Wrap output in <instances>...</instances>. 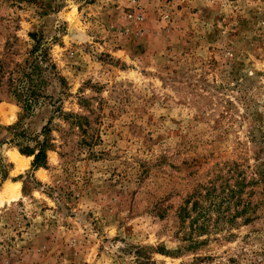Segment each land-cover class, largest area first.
Listing matches in <instances>:
<instances>
[{
    "label": "rangeland",
    "instance_id": "374dc122",
    "mask_svg": "<svg viewBox=\"0 0 264 264\" xmlns=\"http://www.w3.org/2000/svg\"><path fill=\"white\" fill-rule=\"evenodd\" d=\"M0 264H264V0H0Z\"/></svg>",
    "mask_w": 264,
    "mask_h": 264
},
{
    "label": "trees",
    "instance_id": "16d2710c",
    "mask_svg": "<svg viewBox=\"0 0 264 264\" xmlns=\"http://www.w3.org/2000/svg\"><path fill=\"white\" fill-rule=\"evenodd\" d=\"M32 81L29 80V84L31 85ZM29 90V94L33 95V90L30 89V87L27 89ZM28 98H25L23 100V109L25 111V113H28L30 111V106L32 105V102H30L29 100H27ZM20 123L17 124V126H19ZM16 126V127H17ZM46 130L44 129L43 130V133L45 132ZM44 147H46V142H42L39 144V147L36 149V150H33V149H30L28 147H24V148H19V152L23 155H27V156H33V161H32V164H31V167L32 169H37V168H40V167H43L45 165V152H44ZM5 167V165H4ZM4 180L5 176L2 177ZM196 204H194L195 206ZM184 211V215H186L188 212H186V210H183ZM197 216H200V215H197Z\"/></svg>",
    "mask_w": 264,
    "mask_h": 264
},
{
    "label": "bare ground",
    "instance_id": "6f19581e",
    "mask_svg": "<svg viewBox=\"0 0 264 264\" xmlns=\"http://www.w3.org/2000/svg\"><path fill=\"white\" fill-rule=\"evenodd\" d=\"M8 183V182H7ZM14 187H17L16 185H13ZM7 189V188H6ZM17 190V189H16ZM17 192V191H16ZM16 195V193L15 194H13V197Z\"/></svg>",
    "mask_w": 264,
    "mask_h": 264
}]
</instances>
